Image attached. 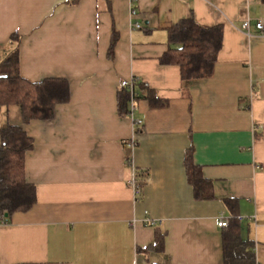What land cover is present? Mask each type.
I'll return each instance as SVG.
<instances>
[{
	"label": "crops",
	"instance_id": "1",
	"mask_svg": "<svg viewBox=\"0 0 264 264\" xmlns=\"http://www.w3.org/2000/svg\"><path fill=\"white\" fill-rule=\"evenodd\" d=\"M135 4L132 18L131 0H0V61L19 38L23 77L66 78L71 88L54 119L25 123L19 105L0 106V129L11 122L34 138L26 176L37 189L30 210L0 221V264H225L221 213L240 217L264 264V35L255 25L264 0ZM187 17L224 27L209 78L184 81L178 65L161 62L169 29ZM132 77L168 101L137 100L140 126L119 111L120 83ZM188 150L214 198H196Z\"/></svg>",
	"mask_w": 264,
	"mask_h": 264
},
{
	"label": "trees",
	"instance_id": "2",
	"mask_svg": "<svg viewBox=\"0 0 264 264\" xmlns=\"http://www.w3.org/2000/svg\"><path fill=\"white\" fill-rule=\"evenodd\" d=\"M18 37L12 36V40ZM5 59L0 61V106L19 105L23 121L50 120L56 117L58 105L70 101L71 88L66 78L49 77L42 81H29L20 72V42ZM224 40L223 25L207 26L194 17H187L169 29L168 51L161 58L164 64L178 65L184 81L209 78L214 74L218 54ZM117 41L112 38L109 53L113 54ZM119 111L129 113L131 93L120 87ZM135 99L145 98L152 105L164 106L167 100L160 99L154 89L145 82L136 81ZM35 141L22 125L7 123L0 129V221H8L17 212L30 210L37 202L36 186L26 176V158L34 148ZM188 177L195 196L201 200L214 198V187L201 168L193 161L191 150L185 158ZM143 184V183H142ZM233 206V199H227ZM235 210V207L232 208ZM223 252L225 264H257L253 243L243 236V226L236 214L230 217L223 228ZM164 244L163 235H158L156 247Z\"/></svg>",
	"mask_w": 264,
	"mask_h": 264
},
{
	"label": "built area",
	"instance_id": "3",
	"mask_svg": "<svg viewBox=\"0 0 264 264\" xmlns=\"http://www.w3.org/2000/svg\"><path fill=\"white\" fill-rule=\"evenodd\" d=\"M136 0H131V17L135 18L138 16V11L136 8V4H135ZM250 25H251V20H247L242 24V29L248 31L250 30ZM255 25L257 27V29L259 30V32L264 35V18H260L257 19L255 22ZM143 26L140 22L136 21L134 23H132V28L133 29H141ZM138 79L136 77H132V78H128V79H124L121 81L120 83V87H124V88H128L130 93H131V101H130V110H129V116H131L132 118H134L135 123L140 126L142 124V120L139 119H135L134 117V113L137 109V100L135 99V85H136V81ZM127 146L129 148L130 151L133 152V149L136 146V139L135 138H131L127 141ZM132 152L131 154L128 156L127 161L130 165H132V176L129 180V186L133 189L135 196H136V200H137V196H139L142 192V182H141V174L139 169L133 164V160H132ZM229 217L226 216L224 213H221L218 219V225L222 228H225L228 226L229 224ZM135 220L133 221V224H135ZM146 224L150 225V226H155L157 224L156 221L147 218L146 219Z\"/></svg>",
	"mask_w": 264,
	"mask_h": 264
}]
</instances>
